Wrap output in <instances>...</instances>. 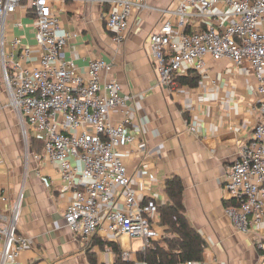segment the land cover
<instances>
[{"label": "crops", "instance_id": "0c3cea01", "mask_svg": "<svg viewBox=\"0 0 264 264\" xmlns=\"http://www.w3.org/2000/svg\"><path fill=\"white\" fill-rule=\"evenodd\" d=\"M188 1L142 0L143 8L131 14L125 39L119 44L106 27L110 8L103 0H67L60 14V25L70 35L64 51L82 74L92 60L112 63L110 78L122 86L123 94L133 97L128 126L136 139L118 151L138 197L161 192L159 206L165 205V183L179 176L185 188L188 220L206 243L201 261L261 264L262 228L249 234L238 231L226 215L224 201L225 178L262 120L258 81L252 69L247 63L237 66L229 58L214 60L207 55L204 70L190 69L178 75L198 76L194 85L176 82L170 89L159 85L150 35L168 20H175L172 13ZM188 9L192 16L187 33L211 26L221 30L234 21V10L223 0L214 4L209 18L201 16L199 5ZM259 28L264 33V22ZM7 34L8 47L14 38H20L32 49L22 65L39 67L35 21L26 3L10 16ZM0 67L2 72L1 62ZM1 75L6 93L0 84V215H9L22 196L18 231L29 244L15 264H116L114 246L122 255L129 252V261L144 264L138 259L145 251L140 240L99 234L86 242L69 230L65 214L73 195L61 192V166L43 154L30 153L22 160V148L16 141L22 126L18 114L9 107V92L3 72ZM117 117L119 109L111 114L112 119ZM193 119L198 122L197 134L188 130ZM28 132L31 140L40 139L33 129Z\"/></svg>", "mask_w": 264, "mask_h": 264}, {"label": "built area", "instance_id": "2783aa9c", "mask_svg": "<svg viewBox=\"0 0 264 264\" xmlns=\"http://www.w3.org/2000/svg\"><path fill=\"white\" fill-rule=\"evenodd\" d=\"M66 1L0 0V62L9 107L18 114L26 139L29 128L33 129L44 143L45 157L61 166V192L73 195L65 214L69 230L86 242L99 234L127 236L140 240L146 250L163 236L159 200L164 193L140 199L133 190L132 178L118 151L136 139L128 126L133 97L123 94L122 86L110 78L112 63L92 60L82 74L76 63L66 58L70 35L60 25ZM217 1L180 3L172 13L175 20H168L150 35L153 63L159 85L165 89L173 88L183 71L204 70L207 55L214 60L229 58L237 66L249 64L258 81L262 120L225 178L224 201L226 215L238 231L249 234L262 228L264 233V33L259 28L264 22V0H223L234 10L233 23L221 30L211 26L187 33L192 16L189 6L199 5L201 16L209 18ZM103 2L110 8L106 27L120 44L131 14L144 4L142 0ZM25 3L35 21L40 49L37 68L22 65L31 57L32 49L20 38H14L8 47V20ZM116 109L119 117L114 120L111 114ZM188 130L198 133L197 120L188 122ZM21 200L22 196L9 215H0V264H15L29 246L18 231ZM259 248L264 250V244ZM130 257L129 252L122 255L125 261Z\"/></svg>", "mask_w": 264, "mask_h": 264}, {"label": "trees", "instance_id": "16d2710c", "mask_svg": "<svg viewBox=\"0 0 264 264\" xmlns=\"http://www.w3.org/2000/svg\"><path fill=\"white\" fill-rule=\"evenodd\" d=\"M198 76H187L177 79L181 85H194ZM31 141L38 148L44 143L40 139ZM39 150V149H37ZM168 202L159 206V223L162 228V239L153 242L150 248L138 255L139 261L147 264H184L200 261L204 257L206 243L198 231L190 224L184 203V184L179 176L170 177L165 183ZM116 264H134L122 258L121 251L114 246Z\"/></svg>", "mask_w": 264, "mask_h": 264}, {"label": "rangeland", "instance_id": "374dc122", "mask_svg": "<svg viewBox=\"0 0 264 264\" xmlns=\"http://www.w3.org/2000/svg\"><path fill=\"white\" fill-rule=\"evenodd\" d=\"M0 73L2 74L1 67H0ZM0 84L3 86V90L6 93L2 75L0 76ZM5 93H4V95L7 97V94H5ZM22 132L23 131H20V134L18 133L16 135V141L22 148V160L25 161L27 156L30 153H34L36 155H41V154L44 155L43 145H41L38 148V146L35 145L33 143V141H31V138H29V140H27ZM28 136H30V132H28ZM37 149H39V150H37Z\"/></svg>", "mask_w": 264, "mask_h": 264}]
</instances>
